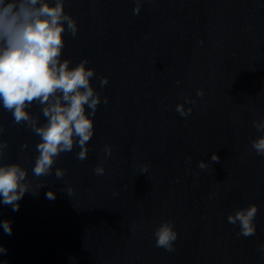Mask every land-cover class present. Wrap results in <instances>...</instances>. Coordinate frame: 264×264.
I'll return each mask as SVG.
<instances>
[{"label":"water","instance_id":"1","mask_svg":"<svg viewBox=\"0 0 264 264\" xmlns=\"http://www.w3.org/2000/svg\"><path fill=\"white\" fill-rule=\"evenodd\" d=\"M64 10L77 32L65 22L61 61L95 70L94 134L86 159L74 144L36 177L41 138L0 102V164L19 163L31 185L18 211L0 202L12 226L0 227V264H264V155L251 143L264 135L253 124L264 120V0H64ZM27 111L47 122L37 102ZM251 204L256 233L240 236L227 217ZM165 221L173 251L155 243Z\"/></svg>","mask_w":264,"mask_h":264},{"label":"clouds","instance_id":"2","mask_svg":"<svg viewBox=\"0 0 264 264\" xmlns=\"http://www.w3.org/2000/svg\"><path fill=\"white\" fill-rule=\"evenodd\" d=\"M139 11L138 2L134 13ZM65 22L75 36L77 24L65 12L64 0H54V3L50 0H0V102L5 110L12 113L16 123L26 122L41 138L37 145L39 155L32 169L36 177L50 174L55 158L62 152L72 151L74 144L81 149L78 159H86L87 142L94 134L90 117L94 116L101 102L90 83L95 70L86 67L87 60L72 68L69 67L70 60L61 61ZM107 82V77L101 79L102 86ZM197 95L202 96L203 90H198ZM33 102L42 105L43 116L47 118L42 126H37V121L27 111ZM104 102H107L106 98ZM186 103L191 101L186 99ZM85 106L90 112L86 113ZM176 111L186 117L191 108L185 111L182 104H177ZM253 124L258 131H264V120ZM251 143L258 155H264V135ZM6 147V142L0 143V155ZM105 152L111 153L110 146L105 147ZM211 160L218 163L220 157L214 152ZM198 166L200 169L208 167L204 161H200ZM147 170V165H144L142 171ZM94 171L96 175H102L105 169L98 165ZM64 174L63 169L55 171L57 178ZM27 176V170L19 163L0 164V202L10 205L14 212L19 210V201L30 192ZM72 192V188L67 189L69 196ZM46 198L54 200L55 192L49 190ZM257 212L258 206L251 204L235 210L227 219L230 224L239 223L238 235L250 237L256 233L253 221ZM0 227L5 234H12L11 221L0 222ZM154 235L157 247L174 250L178 233L171 222L161 223ZM6 253L7 249L0 245V254Z\"/></svg>","mask_w":264,"mask_h":264}]
</instances>
